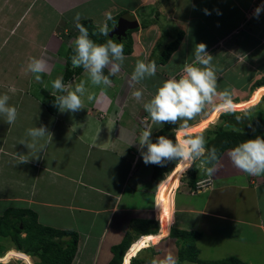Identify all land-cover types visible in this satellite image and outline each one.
Masks as SVG:
<instances>
[{
    "label": "crops",
    "instance_id": "obj_1",
    "mask_svg": "<svg viewBox=\"0 0 264 264\" xmlns=\"http://www.w3.org/2000/svg\"><path fill=\"white\" fill-rule=\"evenodd\" d=\"M169 1L173 8H177L176 4L182 9L187 7L184 13L174 12L172 9L177 14V17L167 16L172 24L174 21H181L179 18L185 21L184 16L192 20L196 4L209 1L221 2L220 5L224 6L215 8L213 16L222 14V10H226L225 17L228 20L232 15L238 16L235 27L226 30L227 39L218 36L214 43L207 45V51H218L212 61L217 73H231L239 66L241 71L247 72L250 78L253 77L247 95L233 89L231 93L235 110L250 104V96L254 90L264 86V9L258 18L255 15V9L264 5V0ZM66 3L67 0H0V94L8 92L10 87L14 88V93L8 92L11 97L9 103L16 106L19 113L12 125L7 124L5 117L0 116V214L7 208H24L36 214L38 222L43 225L76 232L77 249L71 264H109L113 258L112 247L121 242L128 231L136 236L135 240L149 235L137 232L136 227L144 221L154 220L158 223V230L150 233L158 234L157 239L168 230L165 237L152 242L136 256L144 259L145 264H151L153 259H162L157 257L155 249L160 243L166 248L163 249L166 255L171 253L178 258V248L176 253L174 251L178 240L170 236L173 227L199 232L200 237L196 241L199 253L201 239L205 238L206 233L219 238L235 236L238 224H245L248 231L255 227L260 231L261 234L257 236H261L263 242L264 175L251 176L237 169L231 162L230 150H225L215 162L216 170L212 176L204 171L205 181L196 189L181 180V169L184 167L182 163H177L162 182L154 181V164H145L138 151L136 141L139 134L150 124V117L144 111L143 103L154 95L164 78L180 70L185 61L190 62L194 58L193 54L191 58L185 56L177 66H173L171 63L176 49L167 64H158L156 75H160V80L155 75L136 85V88L143 91V99L138 102L131 97L134 89L129 86V80L137 59L145 58L149 61L155 49L140 52L144 50L143 46L140 50L134 44L132 52L124 54L127 61L132 58V62H124L119 72L110 76V86L93 87L84 69L67 81L73 84L81 80L87 81L86 86L95 93L96 100L89 102L84 98L85 108L74 113L61 112L59 109L52 113L47 105L48 98L57 95L52 82L64 75L69 47L66 46L62 54L60 46L57 47L63 43V31L57 36L53 29L43 37L42 24L45 19L42 15L45 9L57 12L61 17L58 29L64 30L69 23L66 14L82 4L78 1L69 2L68 5ZM143 3H146V6L141 7L145 17L161 11L164 6L161 1L157 5L154 0H144ZM18 4H22L21 9ZM62 6L65 8H61ZM127 8L119 12L134 13ZM213 10L209 12L211 15ZM185 29L182 44L190 35ZM239 35H244L243 41L238 38ZM138 51L139 55L136 56ZM32 57L43 58L48 65L47 71L40 74L39 81L35 74L27 72V64ZM104 73L108 75L109 68H105ZM243 85H236L234 89ZM213 110L217 112L214 106L211 107L200 122L188 125V129L176 128V136L184 138L187 134L203 131L221 117V112L219 116ZM256 111L258 114L264 112ZM258 118L262 121L261 117ZM41 124L52 133L53 141L47 143L41 153L36 154L38 157H31L33 154L28 153L29 150L20 141L26 138L28 128L39 127ZM152 127L151 139L155 142V136L163 125ZM21 155L28 156L29 162L18 164ZM198 175H201L200 171ZM234 179L236 182L230 185ZM220 189L230 191L231 194H227L228 197L210 195ZM244 196L249 197L253 205L251 208L257 212L256 223L247 225L239 215L240 209H244L241 202ZM224 197L230 203L221 199ZM227 203L234 207L235 213L228 214L223 210ZM157 208L164 216L160 225L156 216ZM166 214H171V220L165 217ZM222 223L228 224L230 229H220ZM257 236L254 240L259 244ZM154 239V236L141 238L147 241ZM252 241L253 238L250 242ZM7 252L8 250L0 254V263H8L12 259L28 263L27 255L20 257L19 250L18 253L17 250L10 254ZM187 262L198 264L188 260L181 261L180 264Z\"/></svg>",
    "mask_w": 264,
    "mask_h": 264
},
{
    "label": "clouds",
    "instance_id": "obj_2",
    "mask_svg": "<svg viewBox=\"0 0 264 264\" xmlns=\"http://www.w3.org/2000/svg\"><path fill=\"white\" fill-rule=\"evenodd\" d=\"M262 9L264 5L255 9L257 18ZM204 11L205 14H210L207 9ZM76 20L79 34L73 42L72 66L82 67L88 73L93 87L110 86L112 83L110 76L119 72L126 59L123 42L118 43L113 38H107L106 42L98 43L90 37L88 29L79 23V14ZM109 31L106 23L98 28L100 36L108 37ZM193 57L190 62L185 61L179 72L163 80L154 95L143 103V109L150 117V124L139 134L136 142L145 164L160 165L167 160H176L177 163L184 165L181 171L185 174L192 165L199 162L206 174L212 176L216 170L215 162L218 160L217 149L214 146L208 148L202 134L186 135L184 138L176 136L175 142L165 135L158 136L155 142L151 139L152 126L172 123L187 128L188 121L201 114L208 105H213L221 113L235 111L236 106L230 90L225 88L218 91L217 69L212 63L213 55L207 51L205 43L201 42L194 46ZM105 68H109L108 75L104 73ZM47 69V62L43 58L32 57L27 64V72L35 74L38 81L41 79L40 74L45 73ZM156 73L155 61L137 59L129 80V86L134 89L131 97L138 102L141 101L143 91L136 88V85L154 77ZM86 85L87 81L84 80L66 84L63 78L55 79L52 87L57 92L54 97L58 109L61 112L74 113L85 108L84 98L89 102L96 100L95 93ZM8 92L14 93L15 89L10 87ZM8 92L0 94V116L5 117L4 121L12 125L19 113L17 107L9 103L11 97ZM52 141V133L41 124L39 127L28 128L26 138L20 143L27 147L28 153L33 154L31 157H38L36 154L41 153L46 144ZM229 156L232 164L247 175H264V137L256 135L238 143L230 150ZM29 159L28 156L21 155L18 164H26ZM151 264H178V260L174 254L169 253L162 259H153Z\"/></svg>",
    "mask_w": 264,
    "mask_h": 264
},
{
    "label": "rangeland",
    "instance_id": "obj_3",
    "mask_svg": "<svg viewBox=\"0 0 264 264\" xmlns=\"http://www.w3.org/2000/svg\"><path fill=\"white\" fill-rule=\"evenodd\" d=\"M72 1L73 2L74 1L82 2V4L78 6V9L72 10V11H70V13L66 14L65 17H66L67 21H69V23H68V25L66 24L67 28L64 30L58 29V27L60 26L59 21L61 20V17L58 16L57 12L45 9L44 13L42 15V18L45 19L43 24H42V26H43V28H42L43 37H44V35H47L49 33V31H52L53 29H54L53 32H55V34H57V36H60V32L63 31L64 34H63V36L61 35L63 37L62 38L63 43L58 45L57 47L60 46L61 54L63 53L66 46L69 47L68 55L66 58L67 61H68V58H71V56L74 54V52H72L73 42H74L75 38L77 37V35L79 34L78 29L76 27L77 14H79V20L90 18L92 20V22H94L96 25L102 26L106 23L108 25L109 29H111V27L116 23V21L114 20V18L117 15L116 13L119 12L120 10H123L124 8L128 7L127 9H130V11H133L135 14H137V19L140 23V26L137 29L130 30V36L132 38L133 45L136 44V46L139 47L140 50H141V46H143V48H144V50L143 51L141 50L140 52H149V50L151 51V49L152 50L155 49L154 53H160L163 48H165L171 41H173L177 37V34L180 30L183 32V35H184L183 29L186 28L190 35L188 36V39L185 41V43L182 44L183 43L182 42L178 46L175 53L173 54V61L171 63L173 66H175V65L177 66L180 63V61H182L185 58V56H188V58H191L192 54H193L194 46L196 44L203 42L207 46L210 43H214V40H216V38L218 36H222V37H225L227 39V37L225 35L228 33L227 32L228 29H232L233 27H235V25H236L235 19L238 17L234 13L235 16L232 15L231 18H229V20L226 19V17H225L226 10H222V14H220L218 16H213L215 13V8H224V6L220 5L221 2L214 3L213 1H209L206 3L200 4V5L196 4L197 9L192 14V16L194 17L192 20H188V18H186L184 16L185 21H183L181 18L178 17L181 21H177V22L174 21V24H172L168 20L167 16L175 15V17H177L176 16L177 14L174 12L184 13V12H186L187 7L186 8L184 7V9H182L179 4H176L175 7H177L178 9L173 8V5L170 3L169 0H154L155 1L154 4H156V5L158 4V2L161 1V3L164 5L163 9L161 11L154 12L152 14L150 13V15L148 17H145V14H142L141 7L146 6V3H143L144 0H67L66 4L68 5L69 2L72 3ZM181 1L184 2L185 0H181ZM175 3H176V1H175ZM73 4H75V3H73ZM17 6L19 9H21L22 4H18ZM61 8H65V6H62ZM172 9H174L173 10L174 12H172ZM205 9H207L208 12H211L214 9L212 12V15L211 14H205V11H204ZM232 9L236 10L234 7H232ZM138 10L141 12H139ZM199 12H202V13L198 14ZM122 13L123 12H119V14H122ZM109 17H111V18L109 19ZM147 18H149V19H147ZM113 20H114V23H112ZM182 22H184V23H182ZM197 30L199 31L198 32L199 34L195 33V31H197ZM93 31H96V29H93ZM149 35H152V37H148ZM238 38L243 41L242 38H244V35H239ZM245 43L251 44L248 41H245ZM152 46H153V48H152ZM217 52H218L217 50H213V51H210L209 53L211 55H213V57H215ZM138 53H139V51L136 53V56L139 55ZM141 55H142V53H141ZM141 57L144 58L143 55ZM144 60H145V58H144ZM124 62H127V64H130L132 62V58H131V60L129 59L128 61L126 58L124 60ZM233 64H234V62H233ZM234 67H235V64H234ZM237 67H236L237 69L234 68L233 72H231L233 75H234V73L237 74L234 76L230 72H226L224 74L217 73V75H218V91H222L225 88H227V89L231 90L230 91L231 93H232V89H233V90H236L237 92H242L241 94L245 93L247 95V93L249 92L248 91L249 85H251L253 82V77L250 78L248 76L247 72H243L240 70L241 68H239V66H237ZM159 70H161V69H159ZM164 70L166 71V67L164 68ZM180 70H178L177 72H179ZM160 78H161L160 75H156L157 80H160ZM164 80H165V78H164ZM241 84H244L243 87H239ZM236 85H239V86H237L234 89V87ZM261 88H264V86H262ZM258 106L260 107V109H254ZM211 107H213V105H208L206 107V109L201 114H198L195 118L188 121V125H193L195 123L200 122V120L207 115V113L211 109ZM247 108H250V109L248 110ZM237 110H238V112H240V114H244V115H251L252 113H256L257 112L256 110H263L264 111V92H262V91H261V93L257 92V95H255V96L253 95V97H251L250 104H247V105L243 106L242 109H237ZM237 110H235V111H237ZM213 112H214V114L220 113L219 111L215 112L214 110H213ZM256 116L261 117L263 122L262 121L256 122V123L253 122V124L246 131H248L247 132L248 134L264 135V116H263V114H256ZM224 121L225 120L222 117H220V119L217 118V120H215L214 123L210 124L203 131L196 133V134H187V135L195 136V135L202 134L205 137V139H207V137L209 136L208 131L214 130L215 128H217L218 125H222L224 123ZM166 126H167V128L164 129ZM177 127H180L179 124H177V125L172 124V123L163 124V128L155 136V141H156L158 136L165 135L169 139H172L173 142H175V139H176L175 138V136H176L175 129ZM226 128L228 130L234 129L233 127H226ZM182 129H188V127L182 128ZM235 129L239 130L240 133L244 132L243 130L238 129L237 127ZM216 140L217 139L215 137H213L211 139L210 143H211L212 147L215 146ZM209 144L207 145L208 148L210 147ZM231 149L232 148H230L228 150H231ZM167 161H168V164L171 166L177 164L176 160H171V161L167 160ZM221 163H220V165H221ZM195 168L197 169V172L200 171V173H201V175H198V173L196 174V177H197L196 187H198L200 184H202L203 181H205L203 177L206 176L204 174V169H202L200 167L199 162L192 165L191 168L189 170H187L185 174L182 173L183 178H181V180L185 184H188L187 180L190 177L192 170ZM169 173H170V171L167 174H169ZM234 176H235V174H234ZM235 182H236V179L232 180L230 182V185L234 184ZM196 187H195V189H196ZM221 187H223V186H221ZM232 187H235V186H232ZM209 192H207V194H209ZM227 194H231V192L230 191L227 192L225 189H220L217 192H212L210 195H212V196H226ZM226 197H228V196H226ZM221 199H224L226 202L230 201V200L226 199L225 197L221 198ZM241 202H242L244 209L243 210L240 209L239 215L242 218V220L247 225H249V223H252V222L256 223L258 221L257 212L255 211L254 208H251L253 205H252V202L250 201L249 197L244 196L241 199ZM229 203H227L224 206L223 210L228 214H233V213H235L234 207ZM160 211L161 210H158V208H157L156 216H158L157 219L161 221V218H163L164 216H162L160 214ZM165 217H167V219L171 220V214H166ZM228 227H229V225L226 223L220 224V229H222V230H225V231L229 230L230 228L228 229ZM237 227H238V231H237V234L235 236H227V237L225 236L223 238H219V237L214 236L211 233L210 234L206 233L205 238H202L201 242H200L201 253H199V256L202 259H207V260H218V259H223L226 257L236 256L240 259H243L248 264H264V241L262 242L261 236H257V235L261 234L260 231L254 229L255 227H253L251 231H248L247 226L245 224H238ZM167 231L164 235L159 237L155 242H157L159 239H162L163 237H165L167 235ZM247 232H248V235L246 236ZM239 234L242 235V238H240ZM255 236H257V239L260 240V241H258L259 244H257L255 242V240H254ZM26 237H28L27 231L22 230L19 233L18 239L21 243L23 250L24 249L28 250V249L38 248L41 245V242L37 241L38 239H36L35 237L33 239H27ZM65 238H66L65 236L64 237H51L52 250L53 251L58 250L60 240L65 239ZM251 238H253L252 242H250ZM140 241L141 240L139 238L137 240H135L133 248H131L128 251V254H126L125 257L128 260H131L132 258L136 257L142 251V249H144L146 247V245H144L143 243H142V245L137 244V243H140ZM188 242L189 241H188V238L186 235L180 237L179 243H180L181 248L188 249V245H189ZM132 245L133 244H131L130 247ZM13 246H14V242H13L12 237L10 235H4L3 233H0V249L4 250L7 247V250H8L7 254H10L11 251L17 250L15 248H11ZM66 246H67V244L62 243L61 249L66 248ZM164 248L165 247H164L163 243H160V244L155 246V249L157 252L156 253L157 257L163 258L166 255V252H163ZM177 248H178V244L176 247H174L175 253H176ZM258 251H260V252L258 253ZM21 252H22V255H27V259H28L27 264H34V262H35V264H46L43 261V259L41 258V256H40V258L39 257L38 258L37 257L31 258L30 255L26 254L23 251H21ZM21 252L19 251L20 257L22 256ZM17 253H18V250H17ZM49 254L52 255L53 253L49 252ZM133 254H135V255H133ZM12 257L15 258V256H12ZM0 264H26V263L21 262L20 260L12 259L8 263H0ZM183 264H191V262H187V263H183Z\"/></svg>",
    "mask_w": 264,
    "mask_h": 264
},
{
    "label": "trees",
    "instance_id": "obj_4",
    "mask_svg": "<svg viewBox=\"0 0 264 264\" xmlns=\"http://www.w3.org/2000/svg\"><path fill=\"white\" fill-rule=\"evenodd\" d=\"M119 15L120 14L116 15V17L114 18L115 21H117ZM114 20L112 23H114ZM79 23L88 29L90 37L98 43L106 42L107 38H111L109 35L108 37L100 36L98 33L99 26L92 22L90 18L83 19L79 21ZM93 29H96V31H93ZM182 37L183 32L180 30L177 34V37L173 41H171L165 48H163V51L161 50L160 53H152L149 61H155L157 65L160 63H166L171 54L178 48L179 44L181 43ZM112 38L118 43L123 42L124 54H129L132 52L133 43L132 38L130 36V31L127 39L118 40L116 37ZM72 52H74L73 49ZM82 69V67L74 68L71 63V58H68L67 66L62 77L63 81L67 83V81H69L71 77H73L75 74L80 73ZM261 87H259L260 89L256 88L250 97H252L253 95H257V92L262 91L264 88ZM47 105L52 111V113H55L58 110V107L55 104L54 96L49 97ZM256 114L258 113H254L253 115H241L238 111L221 114V117L225 120L224 123L222 125H218L217 128H215L214 130H209V136L206 139L207 145L211 142V139L213 137L217 139L214 147L217 149L218 159L221 157L225 150L233 148L238 143L246 139L254 138L256 135H259L248 134V131H246L253 124V122H260V118H258ZM237 117H239L240 119L238 120ZM226 127H233L234 129L228 130ZM236 127L238 129L243 130L244 132L240 133L239 130L235 129ZM166 128L167 126L164 129ZM260 136L264 137V135ZM209 146V148L212 147L211 143L209 144ZM173 167L174 165L171 166L166 161L160 165L154 164V170L152 174L153 180L158 183L163 181L167 173ZM197 173V169H193L190 177L187 180V183L191 188L196 187ZM136 229L139 234H149L143 235L144 237L151 236L150 233H155L158 230V223L154 220L150 222L144 221L141 222L140 225L136 227ZM22 230L27 231V239H33L35 237L36 239H38L37 241L41 242V245L38 248L23 250L21 243L18 239L19 233ZM0 233H3L4 235H10L12 237L14 246L11 248H15L20 252L23 251L31 257L40 258L41 256V258L46 264H71V261L74 258V254L77 249L78 235L76 232L59 230L51 226L43 225L38 222L36 214L24 208H7L3 211L2 214H0ZM184 235L187 236L189 241L188 249L181 248L179 243L180 237ZM64 236H69L70 238L60 240L59 249L53 251L51 246V237ZM170 236L175 237L178 240V264H180L181 261L184 260L196 262L198 264H247L241 259L234 256L218 260H207L200 258L199 249L196 246V241L200 237V234L197 231H186L173 227L171 229ZM135 237L136 236H134L131 231H128L121 240V242L112 247L113 258L111 259L109 264H130V262L131 264H145L144 259L140 257H134L131 260H128L125 257L126 254H128V251L132 248V246L130 247V245L135 240ZM146 242L147 240H142L143 244H146ZM62 243L67 244L66 248L61 249ZM6 250L7 247L4 250L0 249V254H3ZM49 252H52L53 254L50 255Z\"/></svg>",
    "mask_w": 264,
    "mask_h": 264
},
{
    "label": "water",
    "instance_id": "obj_5",
    "mask_svg": "<svg viewBox=\"0 0 264 264\" xmlns=\"http://www.w3.org/2000/svg\"><path fill=\"white\" fill-rule=\"evenodd\" d=\"M140 23L137 16L131 12H123L119 15L116 23L111 27L109 36L116 37L118 40L127 39L129 31L137 29Z\"/></svg>",
    "mask_w": 264,
    "mask_h": 264
},
{
    "label": "bare ground",
    "instance_id": "obj_6",
    "mask_svg": "<svg viewBox=\"0 0 264 264\" xmlns=\"http://www.w3.org/2000/svg\"><path fill=\"white\" fill-rule=\"evenodd\" d=\"M179 128V127H178ZM174 166H176V164L174 165ZM166 176H168V174L166 175ZM166 178V177H165ZM162 182V181H161ZM158 220V219H157ZM158 222H159V225L161 224V221L160 220H158ZM151 236H154L155 237V239L154 240H150V241H147L146 242V244H144V245H146V247L147 246H149V244H151L152 242H155L156 240H157V234L156 235H151ZM144 236H140L139 237V239L141 240V238H143ZM135 242V241H134ZM134 242L132 243L133 245L132 246H134ZM137 244H140V245H142V240L140 241V243H137ZM32 258V257H31Z\"/></svg>",
    "mask_w": 264,
    "mask_h": 264
}]
</instances>
